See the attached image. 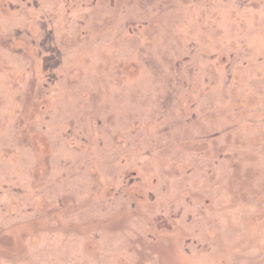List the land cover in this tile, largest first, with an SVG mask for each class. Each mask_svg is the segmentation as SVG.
Returning a JSON list of instances; mask_svg holds the SVG:
<instances>
[{
    "label": "rangeland",
    "instance_id": "374dc122",
    "mask_svg": "<svg viewBox=\"0 0 264 264\" xmlns=\"http://www.w3.org/2000/svg\"><path fill=\"white\" fill-rule=\"evenodd\" d=\"M0 264H264V0H0Z\"/></svg>",
    "mask_w": 264,
    "mask_h": 264
}]
</instances>
